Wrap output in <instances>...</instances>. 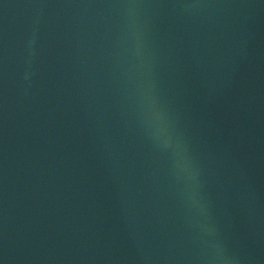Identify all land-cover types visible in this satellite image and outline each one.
Wrapping results in <instances>:
<instances>
[{
  "label": "water",
  "instance_id": "95a60500",
  "mask_svg": "<svg viewBox=\"0 0 264 264\" xmlns=\"http://www.w3.org/2000/svg\"><path fill=\"white\" fill-rule=\"evenodd\" d=\"M0 264H264V0H0Z\"/></svg>",
  "mask_w": 264,
  "mask_h": 264
}]
</instances>
